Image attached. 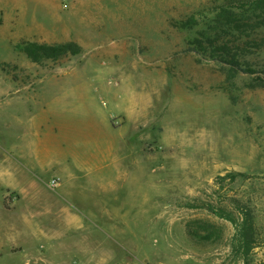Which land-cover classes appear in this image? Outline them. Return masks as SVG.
Wrapping results in <instances>:
<instances>
[{
  "label": "rangeland",
  "instance_id": "obj_1",
  "mask_svg": "<svg viewBox=\"0 0 264 264\" xmlns=\"http://www.w3.org/2000/svg\"><path fill=\"white\" fill-rule=\"evenodd\" d=\"M252 1L0 0V164L30 148L37 104L108 122L120 159L113 188L72 197L87 212L74 220L55 213L47 168L23 163L20 186L0 175V264H264V30L240 38L223 20ZM23 43L81 53L34 63ZM224 45L253 73L232 72ZM70 103L82 117L59 115Z\"/></svg>",
  "mask_w": 264,
  "mask_h": 264
},
{
  "label": "crops",
  "instance_id": "obj_2",
  "mask_svg": "<svg viewBox=\"0 0 264 264\" xmlns=\"http://www.w3.org/2000/svg\"><path fill=\"white\" fill-rule=\"evenodd\" d=\"M78 88L79 92H77V95L79 99L77 101H80L78 102L79 104L86 105L84 113L86 115L88 113V117H90L91 108L89 101L92 99L90 91L84 85ZM37 105L38 109H31L28 113L30 116L28 122L29 132L24 135V138L29 141L28 145L30 148L22 150L16 146L11 149L10 154L4 153V159L0 164L1 178L4 180L13 179L16 185L20 182V186L23 175L19 167H22L23 163L31 164L33 167L47 168L48 174L52 178L56 177L62 180L59 187L60 192H64V194L57 193L59 195L57 203L62 204L63 202L67 205L65 209L59 206L57 208L58 211L55 213L66 214V218L71 220L86 218V216H83L87 213L86 209L70 206L72 201H74L72 197L78 193L86 196V200L99 197L105 191L104 188H113L114 186L111 182L112 178L106 179L105 175L115 172L119 173L120 159L118 150L112 147L111 144L112 139H110L111 132L108 122L106 126L98 122H87L86 124L81 122L78 125L72 124L74 121L69 123L58 122L57 113L48 109L49 106L39 110V104ZM81 111V108L71 111L70 103L65 110L59 112V115L82 117ZM102 129H105L106 133L101 132ZM88 139H93L96 149L79 148L74 144V142L77 143L79 140H85L87 143ZM105 139L106 145H98V141ZM104 146H106V149H104ZM12 165L13 168L11 167ZM35 177L37 178L36 175ZM76 188H80V190L76 192L69 191Z\"/></svg>",
  "mask_w": 264,
  "mask_h": 264
},
{
  "label": "trees",
  "instance_id": "obj_3",
  "mask_svg": "<svg viewBox=\"0 0 264 264\" xmlns=\"http://www.w3.org/2000/svg\"><path fill=\"white\" fill-rule=\"evenodd\" d=\"M248 13L255 14L254 21L251 22V18L247 15ZM225 25L230 28L235 33H238L241 37H249L250 33H255L260 30H264V0H254L249 5L240 4L239 7H236L235 11H231L224 17ZM187 25H184V27ZM255 49L264 48V36L260 39V43L253 47ZM16 50L23 53L29 60L34 63H41L44 60H53L57 61L59 58L65 55L76 56L81 53V49L73 43H67L62 45L48 46V45H39L36 43H23L16 47ZM221 54H225L229 57L227 64L230 66L232 72H244V73H253L250 70L249 66L242 68L237 60V53L232 54L231 49L227 46H221ZM232 54V55H231ZM248 54L247 51H244V54L240 56H245ZM240 238L243 240L246 245V255L252 248L253 239H252V226L251 225H242V228L239 232Z\"/></svg>",
  "mask_w": 264,
  "mask_h": 264
},
{
  "label": "built area",
  "instance_id": "obj_4",
  "mask_svg": "<svg viewBox=\"0 0 264 264\" xmlns=\"http://www.w3.org/2000/svg\"><path fill=\"white\" fill-rule=\"evenodd\" d=\"M58 184H59L58 183V179H54V180L51 181L50 186L55 188V187H57Z\"/></svg>",
  "mask_w": 264,
  "mask_h": 264
}]
</instances>
